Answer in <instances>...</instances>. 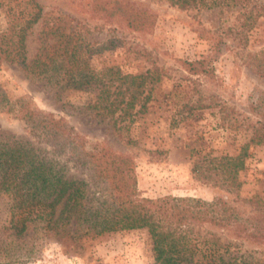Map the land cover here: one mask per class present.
Masks as SVG:
<instances>
[{
    "label": "rangeland",
    "instance_id": "1",
    "mask_svg": "<svg viewBox=\"0 0 264 264\" xmlns=\"http://www.w3.org/2000/svg\"><path fill=\"white\" fill-rule=\"evenodd\" d=\"M80 1L86 2L38 0L43 13L62 15L67 27L81 34L90 67L161 74L159 81L144 88V94L151 96L146 110L126 127L124 122L114 127L89 107L95 90L68 89L55 97L42 80L27 77L15 63L4 62L0 65V139L28 141L63 165L68 177L84 178L29 136L25 122L16 117L18 108L29 103L64 118L81 133L88 149L105 143L130 155L140 197L174 195L209 201L221 196L245 212L263 207L264 145L248 144L238 173L241 185L235 191L220 184L211 159L238 153L255 125V107L264 97V0H214V4L189 7L169 0H131L154 13V24L147 32L92 18L80 11ZM5 27L0 7V31ZM41 28L39 21L25 39L27 61L37 52ZM192 60L202 62L193 71L183 63ZM87 189V213L95 218L115 215L121 201L118 193L91 185ZM11 205V197L0 193V264H153L146 229L90 232L67 239L34 221L17 235L9 227ZM70 227L83 232L81 226ZM206 227L203 232L209 230L223 242H231L233 255L264 260L261 245Z\"/></svg>",
    "mask_w": 264,
    "mask_h": 264
},
{
    "label": "trees",
    "instance_id": "2",
    "mask_svg": "<svg viewBox=\"0 0 264 264\" xmlns=\"http://www.w3.org/2000/svg\"><path fill=\"white\" fill-rule=\"evenodd\" d=\"M169 1L180 7L199 2L214 4V0ZM77 5L92 18L113 21L132 31H150L155 21L151 10L131 0H86ZM0 7L6 19V27L0 31V65H19L27 77L49 85L55 97L68 89L95 90L89 107L114 127L123 122L126 127L146 110L151 96L144 94V88L148 82L161 79L159 72L129 74L114 66L90 67L81 34L74 27L68 28L62 15L43 13L38 0H0ZM39 21L42 28L38 49L27 61L25 39ZM183 63L193 71L202 62ZM255 115V125L241 150L211 159L215 161L214 174L229 191L240 188L238 173L244 167L248 144L264 145V97L257 101ZM16 117L25 122L30 137L84 176L68 177L63 165L45 157L28 141L0 139V193L12 199L9 227L17 235L23 234L34 221L43 230L67 239L90 232L146 229L153 264H264V260L233 255L230 241L223 242L220 235L202 230L212 226L264 247V205L256 212H245L221 196L209 201L174 195L140 197L130 155L105 143L88 149L81 133L64 118L29 103L18 108ZM88 185L119 194L121 201L114 216L95 218L92 212L87 213ZM70 225L81 226L83 232L71 229Z\"/></svg>",
    "mask_w": 264,
    "mask_h": 264
}]
</instances>
